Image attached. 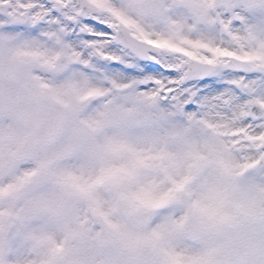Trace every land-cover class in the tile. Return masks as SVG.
I'll return each instance as SVG.
<instances>
[{"label":"snow or ice","instance_id":"obj_1","mask_svg":"<svg viewBox=\"0 0 264 264\" xmlns=\"http://www.w3.org/2000/svg\"><path fill=\"white\" fill-rule=\"evenodd\" d=\"M0 264H264V0H0Z\"/></svg>","mask_w":264,"mask_h":264}]
</instances>
